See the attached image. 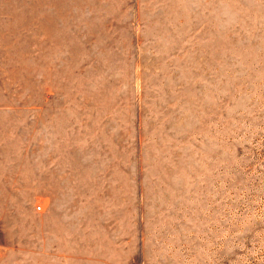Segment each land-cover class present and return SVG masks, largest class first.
I'll use <instances>...</instances> for the list:
<instances>
[{
	"label": "rangeland",
	"instance_id": "374dc122",
	"mask_svg": "<svg viewBox=\"0 0 264 264\" xmlns=\"http://www.w3.org/2000/svg\"><path fill=\"white\" fill-rule=\"evenodd\" d=\"M0 264H264V0H0Z\"/></svg>",
	"mask_w": 264,
	"mask_h": 264
},
{
	"label": "built area",
	"instance_id": "2783aa9c",
	"mask_svg": "<svg viewBox=\"0 0 264 264\" xmlns=\"http://www.w3.org/2000/svg\"><path fill=\"white\" fill-rule=\"evenodd\" d=\"M40 208V207H39Z\"/></svg>",
	"mask_w": 264,
	"mask_h": 264
}]
</instances>
